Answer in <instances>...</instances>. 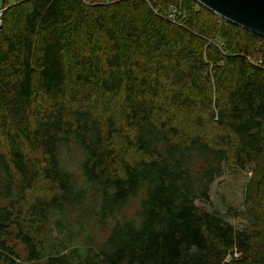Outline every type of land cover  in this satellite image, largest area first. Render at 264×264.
<instances>
[{"label": "trees", "instance_id": "1", "mask_svg": "<svg viewBox=\"0 0 264 264\" xmlns=\"http://www.w3.org/2000/svg\"><path fill=\"white\" fill-rule=\"evenodd\" d=\"M0 9V264H39L50 218L41 264H264V217L254 239L195 204L264 156L263 37L195 0Z\"/></svg>", "mask_w": 264, "mask_h": 264}, {"label": "rangeland", "instance_id": "2", "mask_svg": "<svg viewBox=\"0 0 264 264\" xmlns=\"http://www.w3.org/2000/svg\"><path fill=\"white\" fill-rule=\"evenodd\" d=\"M7 1L12 2V0ZM2 4L3 0H0V6ZM217 18V24L220 25L222 18L218 16ZM105 103H108L109 113H112L115 108V98L107 97ZM96 109H100V107ZM263 172L264 156L257 163L248 164L245 167L237 165V162L231 160L230 163L224 164L223 174L210 185L209 201H196L195 204L209 213L218 214L226 223L237 229L246 230L247 233L252 234L254 239H258L255 238L254 233L256 227L261 226V219L264 216L260 214L255 204V181ZM52 221L53 219L50 218L49 223L47 224L46 221L44 225L46 229L49 227L50 232L47 229V233H50V237L48 236L42 241L39 264L43 263L50 255L60 252L55 240L58 237V232L52 225ZM66 226L74 233L76 232L79 239L84 240L87 237V231L80 230L77 224H64V229Z\"/></svg>", "mask_w": 264, "mask_h": 264}, {"label": "water", "instance_id": "3", "mask_svg": "<svg viewBox=\"0 0 264 264\" xmlns=\"http://www.w3.org/2000/svg\"><path fill=\"white\" fill-rule=\"evenodd\" d=\"M221 17L264 38V0H195Z\"/></svg>", "mask_w": 264, "mask_h": 264}, {"label": "built area", "instance_id": "4", "mask_svg": "<svg viewBox=\"0 0 264 264\" xmlns=\"http://www.w3.org/2000/svg\"><path fill=\"white\" fill-rule=\"evenodd\" d=\"M2 13H3V9H0V28H1V25H2V23H1ZM168 19H170L172 21L174 19L173 14H170Z\"/></svg>", "mask_w": 264, "mask_h": 264}]
</instances>
